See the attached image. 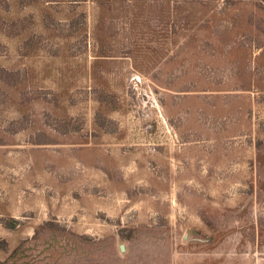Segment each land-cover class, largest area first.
Wrapping results in <instances>:
<instances>
[{
	"label": "rangeland",
	"instance_id": "obj_1",
	"mask_svg": "<svg viewBox=\"0 0 264 264\" xmlns=\"http://www.w3.org/2000/svg\"><path fill=\"white\" fill-rule=\"evenodd\" d=\"M53 217L95 263L264 264L261 0H0V261Z\"/></svg>",
	"mask_w": 264,
	"mask_h": 264
},
{
	"label": "trees",
	"instance_id": "obj_2",
	"mask_svg": "<svg viewBox=\"0 0 264 264\" xmlns=\"http://www.w3.org/2000/svg\"><path fill=\"white\" fill-rule=\"evenodd\" d=\"M261 1L264 3V0ZM99 241L100 239L92 238L88 234L73 231L66 224L60 223V221L53 217L45 219L42 223L36 225L32 234L21 240L9 252L8 256L3 261H0V264L7 262L10 264H28L31 260H40L48 264H54L53 261H50L54 254L56 256L59 255L55 258L66 260L69 264L73 261L76 264H102V262L95 263L96 259H94V255L92 256V253L89 252V246ZM77 247L83 249L87 247V250L79 251L82 254L79 256L74 252V249ZM45 249H49L50 252L43 253L40 258L37 257ZM115 258L119 259L120 257L115 255Z\"/></svg>",
	"mask_w": 264,
	"mask_h": 264
},
{
	"label": "water",
	"instance_id": "obj_3",
	"mask_svg": "<svg viewBox=\"0 0 264 264\" xmlns=\"http://www.w3.org/2000/svg\"><path fill=\"white\" fill-rule=\"evenodd\" d=\"M121 248L123 249V245H121Z\"/></svg>",
	"mask_w": 264,
	"mask_h": 264
}]
</instances>
